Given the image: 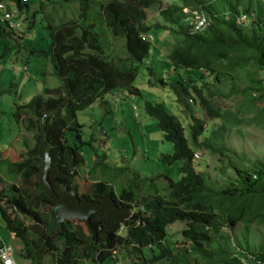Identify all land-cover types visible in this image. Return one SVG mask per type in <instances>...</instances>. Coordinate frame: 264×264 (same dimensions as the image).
Segmentation results:
<instances>
[{"label": "trees", "instance_id": "16d2710c", "mask_svg": "<svg viewBox=\"0 0 264 264\" xmlns=\"http://www.w3.org/2000/svg\"><path fill=\"white\" fill-rule=\"evenodd\" d=\"M164 1L0 0L18 24L10 27L0 16V64L7 65L0 66V75L18 66L27 70L32 58L45 60L50 69L41 72L36 93H16L4 111L13 120V143L20 149L0 163V176L12 180L0 189V223L18 249L0 239L13 248L17 264H117V254L128 264H264L262 242L254 252L228 232L236 224L264 228V156H248L229 144L231 133L255 130L264 136V0ZM51 2L62 11L59 17L45 11ZM153 7L159 21L151 24ZM194 11L207 19L201 30L193 29ZM37 25L47 39L26 37ZM156 29L171 36L159 58L165 65L161 71L147 61L160 54L159 48L151 52ZM140 67L150 78L156 75L155 81L147 79L150 87L169 89L183 119L171 113L161 95H143L134 85ZM8 81L5 93L15 85ZM116 89L126 93L118 102L139 96L144 114L172 145L160 162H180V178L164 176L161 193L142 192L148 177L134 175L140 179L118 193L98 178L95 134L84 137L78 115L95 103L114 113L118 94L105 96ZM131 110L138 117L137 106ZM40 117H45L51 163L48 183L53 188L62 183L81 200L109 195L130 208L128 219L114 226L95 213L90 229L74 218L57 221L54 203L38 184L42 160L33 152ZM196 151L216 159L213 174L195 169ZM177 223L183 225L180 245L167 231Z\"/></svg>", "mask_w": 264, "mask_h": 264}, {"label": "rangeland", "instance_id": "374dc122", "mask_svg": "<svg viewBox=\"0 0 264 264\" xmlns=\"http://www.w3.org/2000/svg\"><path fill=\"white\" fill-rule=\"evenodd\" d=\"M164 2L167 4L169 0H165ZM73 5L75 4L72 3L71 6ZM55 7V4L51 2L45 6V11L52 13L53 10L55 13L57 12V16L59 17L62 11L58 10V7L55 10ZM187 10L184 9V11ZM148 15L149 23L153 24L159 21V15L155 7L149 10ZM37 21L42 25L45 23L43 18H38ZM152 33L154 39L151 52L159 48L160 54L155 59H152L150 56L149 59L147 58V61L150 66H157L156 68L161 71L165 68V65H163V68L161 67V62H159L161 59L159 58H162L166 53V44L170 43L171 36L167 31L159 29L153 30ZM29 36L32 39H38L41 36L47 39V32L42 26L40 28L37 25L32 30V33L26 37L28 38ZM120 41L121 47H123V40ZM46 63L43 59L32 58L28 62L27 70L22 66H18L10 70L12 73L10 72L9 74V70H4L0 75V111H2L0 112V152L7 150L4 155H0L1 164L6 163L8 159L10 160L8 158L10 154L20 149L19 143H13L16 134L13 120L4 111L9 110V104L13 103L12 98L16 96V93H24L23 96L29 92L36 93V83L39 85L42 78L41 72L43 70L46 71L47 68L48 72H50L49 67H46ZM166 65L168 64L166 63ZM0 66L7 67L5 62L0 64ZM148 78H150V75L146 68L140 67L134 85L141 89L143 95H147L150 91L155 95H161L163 102L171 113L179 119H183L180 114L179 105L174 101V96L169 89L150 87L152 85L149 86L147 83ZM10 79H13L15 85L10 87L9 93H5L4 89L7 90L9 88L8 80ZM150 79L155 81L156 75L151 76ZM1 82H3L4 86H2ZM49 82H53V80L50 78ZM113 94H118L117 97L115 96L117 102L113 105V107L115 106L114 113L110 114L106 111V105H97L95 103L91 108L84 109L78 115L79 122L84 124V137H87L90 133L95 134L93 141L94 151L92 153L98 155V178L111 183L114 191L118 193L122 188L127 187L141 177H148L149 179L143 181L142 192L144 194H151L154 191L161 193L166 186L164 176H169L174 181L178 180L181 176L178 172L179 161L171 166H167L159 160L160 154L170 152L172 145L163 140L162 134L155 126V121L144 114L143 108L140 106L141 101L139 96L135 97V99H130L131 96H126V100L118 102V98L123 97L126 93L122 89H116L113 93H108L105 96L106 99L110 100ZM131 105L137 106L138 117H134ZM194 109L197 111L196 107ZM92 124L94 125L93 127H88V125ZM229 144L234 149L248 156L254 158L264 156V136L261 132L249 130L248 133H244L242 136L231 133ZM88 150V146H84L83 152L86 156ZM195 153L197 155L193 160L195 169L213 174L214 167L217 165L216 159L206 153L201 154L199 151ZM92 165L93 162H88V166ZM134 175L140 178L135 179ZM11 183V179L0 176V189L7 188ZM182 228L183 225L177 223L169 226L167 229L170 234V240L177 245H180V231ZM228 232L233 238L240 239L251 251H257V247L261 242L264 244V228L249 227L245 229L243 225L236 224ZM0 235L5 242L13 246L15 245L16 249H18L16 240L4 229L1 223ZM117 260V264H128L127 260H122V254H117ZM47 261L48 259L45 258L43 263H47ZM85 263L89 264L88 262Z\"/></svg>", "mask_w": 264, "mask_h": 264}, {"label": "water", "instance_id": "95a60500", "mask_svg": "<svg viewBox=\"0 0 264 264\" xmlns=\"http://www.w3.org/2000/svg\"><path fill=\"white\" fill-rule=\"evenodd\" d=\"M44 127L45 117H40V139L38 148L33 153L37 154L42 160L39 169L38 184L54 203L53 208L57 221L74 218L81 220L85 227L90 229V217L95 213L104 215L106 220L114 223V226L128 219L131 214L130 208L118 206L109 195H105L98 200H81L62 183L57 182L55 188L48 183L46 176L51 167V163L47 151L46 132Z\"/></svg>", "mask_w": 264, "mask_h": 264}, {"label": "built area", "instance_id": "2783aa9c", "mask_svg": "<svg viewBox=\"0 0 264 264\" xmlns=\"http://www.w3.org/2000/svg\"><path fill=\"white\" fill-rule=\"evenodd\" d=\"M193 14H194L193 29L195 30L203 29L207 25V19L204 17L202 13H198L194 11ZM0 16L2 19L7 20L9 22L10 27H16L18 25L15 21L12 20L14 16L6 11L5 5L1 2H0ZM0 262L1 264H17L13 258V248L1 242V239H0Z\"/></svg>", "mask_w": 264, "mask_h": 264}, {"label": "clouds", "instance_id": "9594fccd", "mask_svg": "<svg viewBox=\"0 0 264 264\" xmlns=\"http://www.w3.org/2000/svg\"><path fill=\"white\" fill-rule=\"evenodd\" d=\"M17 13V10L15 11V14ZM119 206V205H118ZM131 211V210H130ZM131 215V214H130Z\"/></svg>", "mask_w": 264, "mask_h": 264}, {"label": "crops", "instance_id": "0c3cea01", "mask_svg": "<svg viewBox=\"0 0 264 264\" xmlns=\"http://www.w3.org/2000/svg\"><path fill=\"white\" fill-rule=\"evenodd\" d=\"M1 236V235H0Z\"/></svg>", "mask_w": 264, "mask_h": 264}]
</instances>
